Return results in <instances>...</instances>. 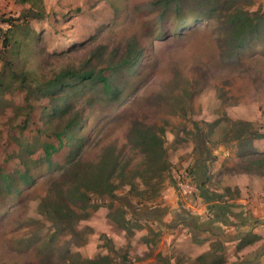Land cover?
<instances>
[{"label": "rangeland", "instance_id": "1", "mask_svg": "<svg viewBox=\"0 0 264 264\" xmlns=\"http://www.w3.org/2000/svg\"><path fill=\"white\" fill-rule=\"evenodd\" d=\"M150 1L0 0V178L9 181L0 191V264L103 255L112 264H199L207 251L225 254V264H264V39L227 63L220 20L161 21ZM240 5L264 13V0ZM8 30L19 48L5 44ZM132 38L144 54L136 71L115 73L118 100L99 81L38 97L20 83L22 72L33 85L65 69L107 75ZM71 119L80 127L63 140L53 134ZM142 129L164 130L166 171L132 141ZM102 166H117L115 199L87 190L88 201L70 202L78 217L57 229L52 207L68 203L75 173ZM182 182L198 190L185 197ZM115 208L125 227L109 216ZM255 227L262 239L240 250Z\"/></svg>", "mask_w": 264, "mask_h": 264}, {"label": "trees", "instance_id": "2", "mask_svg": "<svg viewBox=\"0 0 264 264\" xmlns=\"http://www.w3.org/2000/svg\"><path fill=\"white\" fill-rule=\"evenodd\" d=\"M36 5L41 0H35ZM243 0H152L147 3L148 9L159 10V18L161 21H165L171 14L182 25L188 17L193 18H216L220 20L226 27V35L224 41V49L222 51V59L227 63H233L240 60L244 51L250 46L254 40L264 39V13L260 11H251L240 5ZM40 11V14H43ZM32 11L28 12V15H32ZM14 27V26H13ZM12 27V28H13ZM10 30V29H9ZM8 32L4 33L5 44L12 43L19 48L23 41L15 40L9 37ZM27 30V39H32V32L30 28ZM143 48L138 47V42L135 38H132L128 44V48L125 54V58L120 61L112 70L111 73L105 75L102 73L94 74L92 71L79 72L77 70L65 69L58 73L53 80H49L45 83L36 82L34 85L28 79L27 75L22 72L20 83H26L29 88V92L34 96H40L41 94L54 93V88L62 86V89H81L86 81L92 80L99 81L102 84L103 92L111 99L118 100L122 91L119 84L116 81L115 73L122 71L132 72L138 69V64L141 62L143 56ZM14 78L16 74H12ZM4 81L0 82V85ZM60 106V105H59ZM55 117H60L64 111L61 107L56 108ZM56 118H50V124H54ZM79 119H71L67 122L63 131H58L56 128L53 134L63 140L67 132L72 131L74 128L80 127ZM136 139L132 140L136 145L143 148L152 159L161 166V173L169 168L168 162L164 157V130L161 133L156 132L154 129H142L135 131ZM254 138H262L260 134H253ZM76 140V136L74 141ZM248 149L254 150L253 142L247 145ZM78 162V161H77ZM74 161L68 168V171H73L79 163ZM117 166L114 168H106L102 166L97 172H76L75 183L70 186L67 193L68 203L54 204L51 213L54 214L55 224L57 229H61L67 223H71L76 217H78L75 210L70 206V202L81 201L86 202L89 200V189L100 193L101 195L107 194L111 199H115L116 185L113 183V177ZM25 177L24 179H26ZM9 181L5 178H0V191L6 189ZM113 206V205H112ZM215 206V205H214ZM152 212H157L153 210ZM109 216L115 222H123V227L126 226V219L124 211L121 208H115L110 211ZM247 232L244 234L239 243V249L245 248L247 245L255 243L262 239L261 234ZM252 233V234H251ZM251 234V235H250ZM210 259V260H209ZM112 257L109 255L100 256L97 259H85L80 257L78 261H73L71 264H112ZM199 264H225L227 263V257L225 254L213 255L211 251H207L197 258ZM36 264V263H25Z\"/></svg>", "mask_w": 264, "mask_h": 264}, {"label": "built area", "instance_id": "3", "mask_svg": "<svg viewBox=\"0 0 264 264\" xmlns=\"http://www.w3.org/2000/svg\"><path fill=\"white\" fill-rule=\"evenodd\" d=\"M180 192L183 196L193 195L198 189L197 186L190 182H182L179 184Z\"/></svg>", "mask_w": 264, "mask_h": 264}, {"label": "crops", "instance_id": "4", "mask_svg": "<svg viewBox=\"0 0 264 264\" xmlns=\"http://www.w3.org/2000/svg\"><path fill=\"white\" fill-rule=\"evenodd\" d=\"M263 209L262 210H260L261 212H263L264 213V207H262ZM256 209V208H255ZM153 210H156V209H153ZM258 210L259 209H256V213L258 212ZM256 213H255V215H254V219H256L257 218V216H256ZM228 217H230V216H228ZM219 221H225L224 222V224L226 223V221H228L229 222V219L228 218H225V219H220V220H218V222ZM262 230H264V229H262ZM253 232L254 233H258V234H262V232L259 230V227H255L254 229H253ZM263 235H264V233H263ZM241 239V238H240ZM264 244V243H263ZM263 246V245H262ZM246 264H249V263H246Z\"/></svg>", "mask_w": 264, "mask_h": 264}]
</instances>
